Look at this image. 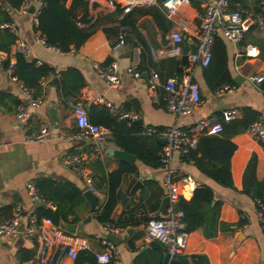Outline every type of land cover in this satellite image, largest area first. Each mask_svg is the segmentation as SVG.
<instances>
[{
	"label": "crops",
	"instance_id": "crops-1",
	"mask_svg": "<svg viewBox=\"0 0 264 264\" xmlns=\"http://www.w3.org/2000/svg\"><path fill=\"white\" fill-rule=\"evenodd\" d=\"M31 1H34L37 7L39 0H26L23 7L28 9ZM71 2L72 0H69L68 4ZM156 5L162 6L160 2ZM140 7L134 8L123 19L120 18L119 9L102 12L101 18L104 21L100 30L79 49L68 52L46 48L36 41L35 35L39 33L36 30L37 24L34 22L33 13H29L28 10L26 12H23L22 8L16 10L13 13V22L1 25L0 29L9 28L12 31L8 25L14 24L18 36L31 45L32 56L42 59L53 68L55 78L65 79L69 89L73 86L63 77V73L69 69L79 71L84 85L76 93L72 92L82 96L89 118L94 123L103 124L107 111L103 105L95 102L97 96L112 101L118 107L125 105L127 109L138 112L140 118L144 120V127L154 125L163 128L177 125L182 131H188L189 127L200 119L218 117L219 114L223 115L224 111L233 108L238 110L237 118L243 116L246 108H251L264 119V79L261 82L254 79L257 75H264V23L253 21L256 15L264 16V0H234L231 4L232 9L240 10L244 17L252 20L245 34L244 45L257 46L260 49L258 58H238L237 45L227 40L221 29L216 35L226 45L227 67L236 89L232 93L216 95L204 71L207 66L198 64L195 67L194 79L200 85L202 103L192 113L179 116L168 112L163 89H160V101L156 103L152 100L145 73L149 75L153 69L157 70L162 82L169 77L180 75L179 69L182 71L185 69L182 64L183 55L197 47V32L204 13L203 7L200 0H186L174 19L169 18L164 12L166 19H161V26L152 14L139 13ZM84 12L83 8L78 10L80 16ZM180 23L187 25L182 43L184 54L154 61L152 49L169 44L171 32ZM122 33L125 34L124 43L119 44ZM136 49H141L138 63V68L142 71L140 78H135L128 72V67L134 61ZM16 55L17 47L13 43L8 56L11 61L16 62ZM96 61L104 64L118 62L120 74L118 87L109 86L99 77L94 66ZM65 97L64 85L57 87L54 79H50L44 91L42 105L31 109V116L27 120L30 131L38 129L43 121H49L50 138L42 143L26 142L25 121L15 117L17 106L23 96L11 78L0 71V221L12 215L17 203L23 207L20 233L12 238L0 236V264H35L37 242L22 231L29 214L38 213L39 207L45 206L32 202L27 189L30 180H33L39 189L48 188L49 193L52 189L62 191L59 200L63 213L67 216V222L83 225V230L77 232L90 238L92 252L98 253L105 249L103 224L97 218L98 210L106 201L108 173L118 169L120 163L125 161L117 160L113 156L119 147L113 142L112 137L103 159L89 164L90 173L101 177L105 182L96 191L100 197L99 209H91V204L84 196L86 184L83 177L63 163L65 154L86 151L89 146L87 141H64L60 138L62 132L77 131L73 107L65 103ZM50 114L56 115L58 121L54 122ZM231 139L236 144V150L231 157L234 188L224 187L208 177L199 169L194 159H189L185 164L177 158L173 162L180 197L190 200L197 188L211 187L215 191L216 200L221 201L220 220L231 225L229 230H220L211 238L204 235L202 228L190 231L185 254L204 257L201 264L206 259L210 264H264V228L260 220V211L257 209L256 200L242 192L253 155L256 156L253 177L258 181H264V148L247 132L235 135ZM130 164H134L136 170L123 175L119 187V200L109 220L111 224L122 228L116 233L122 240L118 245L114 244L117 254L112 261L115 264H158L154 251L159 250L149 245L152 240L147 235L146 227L152 216H164L162 209L167 195L163 179L166 169L164 166L152 167L139 160L136 155L135 161ZM183 176L190 179L184 181ZM138 180L142 181L143 185L133 193V186ZM74 189L83 195L82 202L80 199L72 203L60 199L65 190H71L74 194ZM57 209L58 204L55 210ZM243 213L248 217L244 218ZM241 220H244V223L238 225ZM74 263L75 259L70 256H65L61 262Z\"/></svg>",
	"mask_w": 264,
	"mask_h": 264
},
{
	"label": "built area",
	"instance_id": "built-area-1",
	"mask_svg": "<svg viewBox=\"0 0 264 264\" xmlns=\"http://www.w3.org/2000/svg\"><path fill=\"white\" fill-rule=\"evenodd\" d=\"M234 0H200L204 13L199 30L197 32V53L189 52L188 58L191 65L186 69L183 77H169L165 82L161 81L160 73L153 69L146 80L151 90L152 100L156 103L160 101V89L166 94V108L168 112L174 115H187L196 110L202 103L201 90L199 83L194 79L195 67L198 64L208 66L213 57V46L218 30L221 29L225 38L237 45L236 56L243 59H254L260 56V49L255 45H244L246 32L249 30L252 20L244 17L238 9H232L231 4ZM161 3L165 9L166 15L174 19L179 8L186 0H90L91 9L89 20L95 22L98 16L107 10H121L120 18H124L133 11L134 8L140 6H153ZM44 3L39 0L35 12L33 13L34 22L38 24V15L40 14ZM26 12V7H22ZM255 22L264 23V16L259 14L253 19ZM84 26L85 24L80 23ZM13 33L17 36L15 45L17 52L22 53L28 60H34L36 65H43L44 61L40 58L32 56L31 45L18 36L17 29L14 24H9ZM126 28V27H125ZM187 25L180 23L178 27L171 32V41L169 44L162 45L152 49L154 61L172 56H179L184 53L183 41L184 31ZM125 34L122 33L120 43H124ZM38 43L49 49L61 51L58 46L48 43L45 37L39 33L35 35ZM141 56V49H136L134 61L128 67V72L135 78L142 77V71L138 68ZM6 53L0 52V71L5 72L20 90L23 99L17 106L15 117L24 120V134L26 142L42 143L50 138L49 121H43L39 128L30 131L27 120L31 116V109L40 107L43 103L44 91L49 80L53 79L55 74L52 73L48 77L40 79V91L26 85L16 74L15 62L11 61L7 67L3 65L6 59ZM94 66L99 77L106 84L112 87H118L120 84L119 65L117 61L110 64L94 62ZM255 81H262L264 75H257ZM236 89V85H224L215 91L216 95L232 93ZM95 102L104 105L111 112L117 114L120 120H127L128 124L140 118L139 113L132 110H126L124 106H116L112 101L97 96ZM67 105L73 107L74 124L77 131L73 133L62 132L60 138L64 141H87L89 143L86 151L78 153H67L63 156V163L74 172L83 177L86 189L96 192L101 186V177L94 176L89 171V164L96 163L103 159L107 152L108 144L111 140L112 131L109 127L94 123L90 120L87 109L84 106L82 96H70L67 99ZM238 110L233 108L223 112L225 122H230L237 118ZM223 131V124L219 117L209 116L193 123L188 131H182L177 125L159 128L154 125H146L144 132L147 135L159 137L164 141L161 151L162 166L165 167L166 173L163 179V187L166 195L170 199L168 214L155 217L149 220L146 231L151 240H156L165 247L167 256L170 259L178 255L185 254L188 247L190 232L186 230L183 217L185 215L182 209H178L176 204L180 198V188L178 180L175 178L176 171L173 169V162L177 158L182 164L187 162V158L193 149H196L199 139L204 135L220 134ZM258 143L264 148V119L260 115L246 129ZM112 141V140H111ZM1 145V144H0ZM184 181H188L190 177L183 176ZM30 198L35 205H45V207L55 210L57 205L44 197L36 183L30 180L27 184ZM260 220L264 228V218L260 212ZM244 218L248 215L243 213ZM23 207L17 203L12 215L0 221V236L12 238L20 233V225L22 224ZM104 232L117 233L122 228L111 223L102 225ZM27 237L35 239L37 242V255L35 264H61L65 256L77 258L78 253L82 250H90L91 241L87 236L79 232H70L64 228L62 224H57L51 217L39 218L36 212L30 213L27 223L22 231ZM105 249L96 253V258L101 263L112 261L117 250L106 239H103Z\"/></svg>",
	"mask_w": 264,
	"mask_h": 264
},
{
	"label": "trees",
	"instance_id": "trees-1",
	"mask_svg": "<svg viewBox=\"0 0 264 264\" xmlns=\"http://www.w3.org/2000/svg\"><path fill=\"white\" fill-rule=\"evenodd\" d=\"M25 1L0 0V26L6 23H12L13 13L21 9ZM42 1L44 6L38 15L36 30L46 38L48 43L58 46L62 52L79 49L100 30L101 24L104 21L101 18V13L95 22H90L88 19L90 15V0H72L71 4H68L69 0ZM80 8L85 9V12L81 16L78 14ZM138 12L141 14H152L160 26L161 19H166L162 6L140 7L138 8ZM80 23L85 25L82 26ZM16 39L17 36L9 28L0 29V52L7 54L6 59L3 61L5 67L11 63L8 54L11 52V45L16 42ZM226 53L227 49L223 40L220 37H216L212 60L204 69L208 83L214 92L224 85H235L230 70L227 67ZM16 56V74L26 85L40 91V79L54 73V69L45 63L43 65H36L34 60L26 59L22 53L17 52ZM182 64L185 66V69L183 71L179 69L180 75L177 74L173 77H177L178 79L183 77L186 69L191 65L188 55H183ZM63 77L66 80L68 79L69 83L73 86L72 89L68 88L65 79H57L55 76L53 79L57 87L64 85L66 95L65 103L67 104L68 97L80 96L73 94L72 91L76 93L84 85V80L80 72L76 69H69L64 72ZM105 108L107 111H105L104 121L101 125H105L111 129L113 142L119 148L136 155L139 160L144 161L152 167L162 166L160 157L164 141L153 135H144L145 127L143 125L135 121L129 125L127 120H120L117 114L111 112L107 107ZM125 109L129 110L126 107ZM108 111L110 115H108ZM258 116H260L258 112L251 108H246L243 116L230 122H225L223 115L219 114L218 117L223 124L222 133L202 136L199 139L196 149L190 152L187 161L194 159L199 169L208 177L224 187L234 188L231 157L236 150V144L231 138L245 132ZM116 120L121 122L118 123ZM115 128H118V130ZM199 154L201 155L199 156ZM255 169L256 156L253 155L249 162L242 192L251 195L256 200L257 209L262 213L264 218V181H258L253 177ZM135 170L136 166L134 164L121 162L118 169L108 173L106 178V201L98 210L97 216L103 225L111 223L109 220L119 200V187L123 175L127 172H135ZM103 183L105 182L101 179L100 186ZM39 191L44 197L52 200L56 205L58 204L57 210L40 206L37 213L39 218L51 217L57 224H62L63 221L67 222V216L63 213L61 200H59L62 191L58 189L53 191L52 189L49 193V189L45 187H40ZM61 198L71 203L77 199H80L79 201L82 202L84 199L83 195L77 189H74V194L71 190H65ZM176 207L184 211L183 222L186 224V230L189 232L202 228L204 235L211 238L215 237L220 230L230 229V224L220 220L221 201L216 200L215 191L209 186L197 188L190 200H186L181 196ZM243 223L244 220H241L238 225H242ZM154 252L158 264H201L204 261V257L201 256L181 254L170 259L169 256L164 257L162 252L156 250ZM74 264H115V262L101 263L97 260L96 253L91 250H82L78 253Z\"/></svg>",
	"mask_w": 264,
	"mask_h": 264
},
{
	"label": "water",
	"instance_id": "water-1",
	"mask_svg": "<svg viewBox=\"0 0 264 264\" xmlns=\"http://www.w3.org/2000/svg\"><path fill=\"white\" fill-rule=\"evenodd\" d=\"M28 12L29 13H34L36 10V4L34 1H31L29 6H28ZM192 53H197V47H195L192 51ZM145 75L147 76V73H145ZM235 81H238V78L235 79ZM52 120L54 122L58 121V117L56 115H52L50 114ZM138 124L143 125L144 124V120L142 118H139L138 120L135 121ZM113 156L115 157V159L120 160V161H125V162H129V163H133L135 161V155L128 152L127 150H123L121 148L116 149L113 153ZM143 185L142 181L138 180L135 185L133 186L132 192L134 193L135 191H137L141 186ZM84 196L85 198L89 201V203L91 204V209L93 210H98L99 209V204H100V197L96 194V192L90 191V190H85L84 191ZM45 206V205H43ZM170 206V199L168 196H166L165 201H164V205H163V209H162V214L167 215L168 214V208ZM62 225L64 226V228L70 232H76V231H82L83 230V225H77L76 223H68L63 221ZM22 227V225H21ZM103 237L112 242L115 245H118L121 242V237L118 236L116 233H111V232H103ZM149 245L154 248L157 249L159 251H162L164 253L165 256H167V252L165 251V247L159 243L156 240H152ZM203 264H210L209 260L206 259L205 262Z\"/></svg>",
	"mask_w": 264,
	"mask_h": 264
}]
</instances>
